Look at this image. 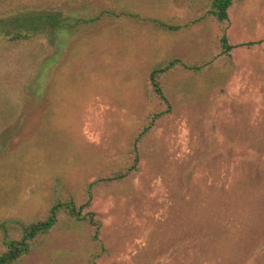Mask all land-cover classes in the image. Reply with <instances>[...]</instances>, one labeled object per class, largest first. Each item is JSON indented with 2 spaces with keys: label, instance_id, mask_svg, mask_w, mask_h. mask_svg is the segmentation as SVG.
I'll list each match as a JSON object with an SVG mask.
<instances>
[{
  "label": "rangeland",
  "instance_id": "rangeland-1",
  "mask_svg": "<svg viewBox=\"0 0 264 264\" xmlns=\"http://www.w3.org/2000/svg\"><path fill=\"white\" fill-rule=\"evenodd\" d=\"M49 5L77 17L125 14L63 37L72 52L46 71L61 50L51 28L20 43L0 36V243L6 224L79 194L125 158L158 59L197 61L218 43L215 23L199 20L206 0ZM229 33L236 43L263 37L264 0L233 9ZM39 43L47 50L34 57ZM232 60L227 76L218 57L199 75L171 77L174 110L147 137L130 186L94 199L108 251L97 264H264V43L236 48ZM89 233H54L23 264H85Z\"/></svg>",
  "mask_w": 264,
  "mask_h": 264
},
{
  "label": "trees",
  "instance_id": "trees-1",
  "mask_svg": "<svg viewBox=\"0 0 264 264\" xmlns=\"http://www.w3.org/2000/svg\"><path fill=\"white\" fill-rule=\"evenodd\" d=\"M54 0H0V36L12 42L31 41L39 34H46L50 30L53 35L63 37L73 36L82 25L91 24L101 20L105 13L122 16L114 11H104L95 17L71 16L64 11H55L49 4ZM243 0H206V13L199 20L209 19L215 23L218 29V43L215 44V53L207 55L197 61L188 62L181 58L158 59L151 67L145 85V96L148 105V114L142 126L133 134L127 147L125 158L102 173L96 179L86 183L80 189L79 194L70 192L54 198L47 210L27 220L10 222L3 228V236L0 243V264H23L31 254L44 247L49 237L60 231H71L85 226L89 228L90 243L85 264H97L107 254V246L104 240V223L101 215L93 210V202L97 195L119 192L128 188L135 178L146 146L147 137L153 132L158 123L174 110L172 96L176 88L171 83V77L178 70L199 75L213 66L218 57H226V76L233 66V51L246 46L253 48L264 43V36L257 40L236 43L229 33L231 26V14L233 9ZM51 8H50V7ZM53 11H51V10ZM128 14V13H127ZM126 14V15H127ZM160 26H165L160 23ZM45 29V30H44ZM36 56H42L47 50L46 46L39 43ZM75 41L68 38L62 39L59 54L53 53L50 59L44 60L45 71L59 64L61 59L68 57L72 52ZM50 47V46H49ZM32 66L36 69L37 59L33 58ZM38 71V69H37ZM52 74V71H51ZM48 75V74H45ZM51 77V81L53 76ZM50 77L44 76L43 84L50 88ZM42 83V82H41ZM44 90L47 101L51 95ZM30 102V98L27 99Z\"/></svg>",
  "mask_w": 264,
  "mask_h": 264
}]
</instances>
